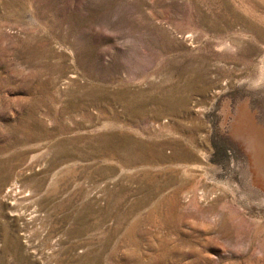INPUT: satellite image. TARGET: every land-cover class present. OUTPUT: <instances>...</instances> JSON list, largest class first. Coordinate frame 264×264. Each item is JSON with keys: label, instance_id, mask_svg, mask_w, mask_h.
Listing matches in <instances>:
<instances>
[{"label": "rangeland", "instance_id": "374dc122", "mask_svg": "<svg viewBox=\"0 0 264 264\" xmlns=\"http://www.w3.org/2000/svg\"><path fill=\"white\" fill-rule=\"evenodd\" d=\"M263 169L264 0H0V264H264Z\"/></svg>", "mask_w": 264, "mask_h": 264}, {"label": "bare ground", "instance_id": "6f19581e", "mask_svg": "<svg viewBox=\"0 0 264 264\" xmlns=\"http://www.w3.org/2000/svg\"><path fill=\"white\" fill-rule=\"evenodd\" d=\"M243 126H244V125H243ZM254 147H255V154H256L258 160H260V159H259V151H258L259 148L256 149L257 146H255V145H254ZM257 176H258V175H257ZM262 176H264V169L262 170Z\"/></svg>", "mask_w": 264, "mask_h": 264}]
</instances>
